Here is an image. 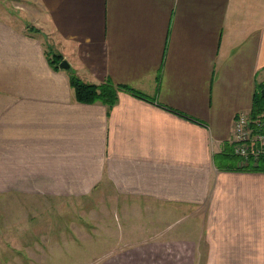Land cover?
<instances>
[{
  "label": "crops",
  "instance_id": "0c3cea01",
  "mask_svg": "<svg viewBox=\"0 0 264 264\" xmlns=\"http://www.w3.org/2000/svg\"><path fill=\"white\" fill-rule=\"evenodd\" d=\"M1 1L0 243L51 202L100 192L129 221L195 211L196 233L169 238L192 243L189 264H264V171L241 170L230 140L264 86V0ZM71 75L146 100L81 104Z\"/></svg>",
  "mask_w": 264,
  "mask_h": 264
},
{
  "label": "rangeland",
  "instance_id": "374dc122",
  "mask_svg": "<svg viewBox=\"0 0 264 264\" xmlns=\"http://www.w3.org/2000/svg\"><path fill=\"white\" fill-rule=\"evenodd\" d=\"M7 7L10 13L13 12L15 15L18 13V17L23 16V12L19 11L21 9L15 10L12 3ZM1 10L2 1L0 3L2 18ZM23 20L24 18L21 22ZM47 37V35L44 37V47L52 57ZM109 200V194L96 192L81 201L61 204L51 202L43 209H39L36 215L32 214L31 219H24L21 225L10 224L9 228L12 232H16L19 241L2 239L3 242L0 243V249L2 245L4 252L2 259L6 258L7 253L12 254L17 251L21 252L22 256L18 261L23 264H189L191 262L187 252L190 251L192 243L173 242L169 238L175 235L191 236V233H196L194 225L199 219L195 211H178L162 221L153 217L161 223L157 228L145 223L154 220L150 217L151 213L144 212L143 217L136 218L133 215L132 220L129 221L122 214V210L111 208L112 204ZM1 206L2 202H0ZM11 212L19 217L18 211ZM169 212L170 209L158 208V214L165 215ZM1 219L0 210V224ZM146 228L147 230L154 228V232L158 229V240H148L147 235L142 236Z\"/></svg>",
  "mask_w": 264,
  "mask_h": 264
},
{
  "label": "trees",
  "instance_id": "16d2710c",
  "mask_svg": "<svg viewBox=\"0 0 264 264\" xmlns=\"http://www.w3.org/2000/svg\"><path fill=\"white\" fill-rule=\"evenodd\" d=\"M53 58H55V60ZM53 58L48 59V61L55 69H58L61 57L55 56ZM69 81L70 86L74 92L75 100L81 104H94L99 102L104 104L108 108H111L117 103L118 92L120 91L131 94L134 97L146 100V97L140 95L135 90L129 87H118L114 86L109 82H105L100 85H93L82 82L79 78L74 75L70 76ZM261 89H264V86L261 87ZM250 115L253 118L261 116L264 123V99L261 97L260 91L258 92L256 99L253 102V108ZM262 132L264 133V127L262 129ZM241 170L264 171V162H261V164H257V166L249 164L246 167H241Z\"/></svg>",
  "mask_w": 264,
  "mask_h": 264
},
{
  "label": "built area",
  "instance_id": "2783aa9c",
  "mask_svg": "<svg viewBox=\"0 0 264 264\" xmlns=\"http://www.w3.org/2000/svg\"><path fill=\"white\" fill-rule=\"evenodd\" d=\"M264 127L261 116L253 118L251 115L240 113L233 121L232 139L233 154L239 158L240 166L249 164L256 166L264 162Z\"/></svg>",
  "mask_w": 264,
  "mask_h": 264
},
{
  "label": "water",
  "instance_id": "95a60500",
  "mask_svg": "<svg viewBox=\"0 0 264 264\" xmlns=\"http://www.w3.org/2000/svg\"><path fill=\"white\" fill-rule=\"evenodd\" d=\"M59 68L62 69V70H67L69 68V65L66 61H61V63L59 64ZM260 95L261 97L264 99V89L263 90H260Z\"/></svg>",
  "mask_w": 264,
  "mask_h": 264
}]
</instances>
